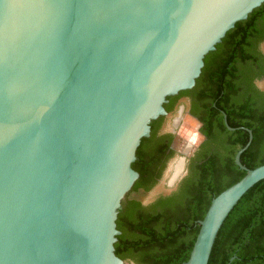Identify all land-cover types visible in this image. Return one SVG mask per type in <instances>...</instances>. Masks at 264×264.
<instances>
[{"label": "water", "instance_id": "95a60500", "mask_svg": "<svg viewBox=\"0 0 264 264\" xmlns=\"http://www.w3.org/2000/svg\"><path fill=\"white\" fill-rule=\"evenodd\" d=\"M263 3L0 0V264H126L117 220L142 139ZM248 131L235 155L246 173L211 200L185 264H209L225 220L264 180V163L241 161Z\"/></svg>", "mask_w": 264, "mask_h": 264}, {"label": "trees", "instance_id": "16d2710c", "mask_svg": "<svg viewBox=\"0 0 264 264\" xmlns=\"http://www.w3.org/2000/svg\"><path fill=\"white\" fill-rule=\"evenodd\" d=\"M263 7L264 4L255 9L246 20L237 22L217 49L206 56L205 66L197 81L208 74L209 61L219 56L222 47L230 43L231 38L240 32L245 23L253 22ZM225 109L229 125L241 127L235 130L240 133V137L237 139L234 154L248 142V129H251L254 138L242 154V162L249 168L263 164L264 100H260L257 105L250 99L242 100L236 112ZM221 127L224 132H231L223 121ZM146 139L147 137L142 139L137 150V159L133 163V168L140 174L134 190L147 182L148 170L142 150ZM229 159L232 161L233 158ZM229 161L224 170L213 164H201L170 194H161L155 201L145 206L137 203L139 208L132 211L129 218L121 209L117 220L121 233L117 236L115 244L116 254L137 264H185L200 229L199 220L204 217L211 200L246 173L238 166H230ZM262 239H264V180L258 182L242 197L225 220L209 264H262L264 253L258 250V244ZM233 256L235 258L231 261Z\"/></svg>", "mask_w": 264, "mask_h": 264}, {"label": "flooded vegetation", "instance_id": "af4514ba", "mask_svg": "<svg viewBox=\"0 0 264 264\" xmlns=\"http://www.w3.org/2000/svg\"><path fill=\"white\" fill-rule=\"evenodd\" d=\"M209 62L208 74L196 80L191 88L169 96L164 103L165 113L151 122V132L142 149L148 170L147 182L137 188L141 197L129 198L128 213L125 212L128 218L139 208L137 203L145 206L161 194H170L203 163L224 170L232 157L229 165L238 166L234 148L240 133L224 132L221 122L225 123L226 114L229 123L225 108L236 112L242 100L250 99L254 105L264 100V7L254 21L245 23L230 43L222 47L219 56ZM185 127H195L189 139L182 135ZM248 134L250 138L249 131ZM178 165L181 172L172 183ZM258 246L264 253V239ZM261 263L264 264V259ZM126 264L134 263L126 261Z\"/></svg>", "mask_w": 264, "mask_h": 264}, {"label": "rangeland", "instance_id": "374dc122", "mask_svg": "<svg viewBox=\"0 0 264 264\" xmlns=\"http://www.w3.org/2000/svg\"><path fill=\"white\" fill-rule=\"evenodd\" d=\"M195 131V127H191L190 129L189 128H187V127H185V128H182V135L185 137V138H187V139H189L190 137H191V135L193 134V132ZM134 192V193H133ZM136 195H139L140 197L142 196V194H141V192H139L137 189L136 190H134V191H132V193L131 192H129L127 195H126V197H125V199H124V201H123V206H122V209H123V211L124 212H127V208H128V206H127V203H129V198H131V196L133 197V196H136ZM148 205V204H147ZM125 261H132V260H125ZM134 264H137L136 262H134V261H132Z\"/></svg>", "mask_w": 264, "mask_h": 264}, {"label": "bare ground", "instance_id": "6f19581e", "mask_svg": "<svg viewBox=\"0 0 264 264\" xmlns=\"http://www.w3.org/2000/svg\"><path fill=\"white\" fill-rule=\"evenodd\" d=\"M182 165V164H181ZM181 165H178L177 167H176V171H175V174H174V178H173V180H175L178 176H179V174H180V169H181Z\"/></svg>", "mask_w": 264, "mask_h": 264}]
</instances>
